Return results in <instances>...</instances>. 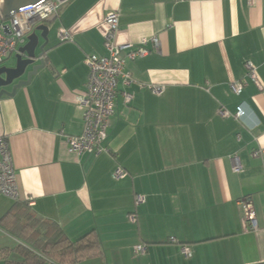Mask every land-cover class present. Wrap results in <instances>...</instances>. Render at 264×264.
<instances>
[{
  "label": "crops",
  "instance_id": "0c3cea01",
  "mask_svg": "<svg viewBox=\"0 0 264 264\" xmlns=\"http://www.w3.org/2000/svg\"><path fill=\"white\" fill-rule=\"evenodd\" d=\"M114 9L116 44L156 36L159 46L126 60L132 99L119 84L105 150L77 155L66 141L83 129L73 98L85 89V56L108 55L104 17ZM45 24V67L0 97L18 194H0V250L18 241L2 217L21 201L72 241L94 230L97 250L63 264H264V0H70ZM60 28L72 40L60 41ZM248 61L262 89L247 78ZM245 199L254 230L243 223ZM140 244L145 253L135 254Z\"/></svg>",
  "mask_w": 264,
  "mask_h": 264
},
{
  "label": "built area",
  "instance_id": "2783aa9c",
  "mask_svg": "<svg viewBox=\"0 0 264 264\" xmlns=\"http://www.w3.org/2000/svg\"><path fill=\"white\" fill-rule=\"evenodd\" d=\"M70 0H39L30 5L20 7L18 12L5 18L0 11V64L18 53L19 47L27 42V37L35 30L38 24L46 23L55 19L60 9ZM119 10L114 9L106 13L104 21L106 31L103 35V43L108 51V55L88 54L84 58V63L88 68L85 89L76 94L73 101L81 111L83 129L78 135H68L66 141L70 152L77 155L83 153L98 154L105 150L102 143L107 136L110 126V118L114 112L115 98L118 93L119 84L124 88L121 92L126 103L130 102L132 95L125 88L129 87L133 81L131 74L125 69L127 59H134L149 54L159 46V39L154 36L151 40L142 39L138 43L116 44L115 36L118 31ZM60 41L72 40L71 35L65 29L58 30ZM151 42L152 49L147 44ZM247 78L262 89L257 78L255 66L251 62H246ZM60 70L56 74H62ZM244 81L233 82L231 90L240 94ZM154 94H161L164 85H151ZM221 116H228L229 112L225 109L218 111ZM244 114V109L239 105L233 114L240 119ZM259 153L254 152V155ZM233 170L239 172L241 165L237 156L232 157ZM123 168L118 167L114 171V177L120 178L124 175ZM0 194L16 199L17 184L15 170L9 149L8 139L0 136ZM144 197L137 195L136 203H140ZM243 223L247 228L256 229L255 211L249 200H243ZM131 219L133 216L131 215ZM145 246L140 244L135 246V254L145 253ZM181 253L184 257H189L191 251L188 247H182Z\"/></svg>",
  "mask_w": 264,
  "mask_h": 264
},
{
  "label": "trees",
  "instance_id": "16d2710c",
  "mask_svg": "<svg viewBox=\"0 0 264 264\" xmlns=\"http://www.w3.org/2000/svg\"><path fill=\"white\" fill-rule=\"evenodd\" d=\"M3 227L18 241L0 250L4 264L74 263L90 256L98 248L94 230L70 240L54 222L39 217L26 202L15 201L2 217Z\"/></svg>",
  "mask_w": 264,
  "mask_h": 264
},
{
  "label": "water",
  "instance_id": "95a60500",
  "mask_svg": "<svg viewBox=\"0 0 264 264\" xmlns=\"http://www.w3.org/2000/svg\"><path fill=\"white\" fill-rule=\"evenodd\" d=\"M38 1L0 0V11L5 18H8L18 12L20 7L34 4ZM48 31V26L45 23L38 24L35 30L27 37V42L19 47L18 53L15 54V65L12 67H0V97L3 95H14L18 88L30 82L31 77L39 69L45 67V47L49 41ZM40 38L43 39L41 44H39ZM8 86H11L10 90L7 89Z\"/></svg>",
  "mask_w": 264,
  "mask_h": 264
},
{
  "label": "rangeland",
  "instance_id": "374dc122",
  "mask_svg": "<svg viewBox=\"0 0 264 264\" xmlns=\"http://www.w3.org/2000/svg\"><path fill=\"white\" fill-rule=\"evenodd\" d=\"M15 62H16V58H15V54L12 55L11 57H9L8 59H6L5 61H3L1 64H0V67L1 66H5V67H12L15 65ZM14 243V242H13Z\"/></svg>",
  "mask_w": 264,
  "mask_h": 264
}]
</instances>
